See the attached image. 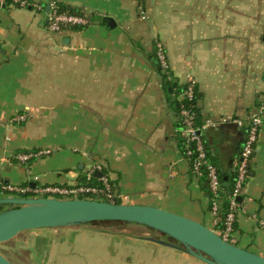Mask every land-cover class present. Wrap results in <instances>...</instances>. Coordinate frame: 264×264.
Returning a JSON list of instances; mask_svg holds the SVG:
<instances>
[{"label":"crops","instance_id":"0c3cea01","mask_svg":"<svg viewBox=\"0 0 264 264\" xmlns=\"http://www.w3.org/2000/svg\"><path fill=\"white\" fill-rule=\"evenodd\" d=\"M32 1L38 9L0 5V198L6 184L70 186L93 169L94 181L108 178L122 203L211 227L208 196L180 149L179 89L191 75L200 123L243 118L264 100V0ZM52 2L92 19L53 33L45 10ZM155 37L170 80L156 68ZM19 115L26 119L15 121ZM244 138L232 124L202 132L221 175L232 173ZM50 148L29 162L17 159ZM250 165L236 245L264 257V123ZM84 226L91 225L68 227ZM139 239L147 246L134 251L143 261L158 248L173 255L162 264H206Z\"/></svg>","mask_w":264,"mask_h":264},{"label":"built area","instance_id":"2783aa9c","mask_svg":"<svg viewBox=\"0 0 264 264\" xmlns=\"http://www.w3.org/2000/svg\"><path fill=\"white\" fill-rule=\"evenodd\" d=\"M10 4L17 8H39L32 0H0V5ZM48 29L53 33H60L71 26H86L90 23L87 16L78 14H69L61 12L56 3L49 4ZM141 19H146L145 13H140ZM154 58L159 69L165 74L167 79H171L169 63L166 56L163 42L154 38ZM185 87L179 95V118L181 122L180 140L183 148V157L187 160L192 174L198 179L204 177L208 189L211 193V206L209 211L212 215V225L214 227L220 223V193L221 176L220 172L210 157L209 152L202 139V132L208 128H216L222 124H232L244 129L245 138L238 157L234 160L232 172L234 179L232 189L228 197L227 209L223 215V221L220 229L215 231L221 238L231 244L237 243L235 235V224L238 214L241 213L247 202L244 196V189L250 173V164L255 153L258 142V135L261 126L264 123V100H262L252 111H249L243 118L236 116H224L220 119L206 120L198 122V114L194 110V104L197 87L195 80L191 75H187ZM26 116L19 115L14 118L15 121L22 122ZM49 149L31 150L27 153L17 154V159L21 162H27L34 158H39L50 154ZM93 169H90L84 175L83 181H78L70 186L64 185H41L31 186L6 184L2 189L10 196L20 197H49L58 199L69 198H87L111 203L121 202V195L111 186L108 178L100 177L94 181ZM37 177L33 181L36 182Z\"/></svg>","mask_w":264,"mask_h":264},{"label":"water","instance_id":"95a60500","mask_svg":"<svg viewBox=\"0 0 264 264\" xmlns=\"http://www.w3.org/2000/svg\"><path fill=\"white\" fill-rule=\"evenodd\" d=\"M45 10L49 12V4H46ZM103 21L109 28L116 25L110 16H104ZM0 206L3 207L0 210V245L28 230L123 222L164 234L176 243L153 237L146 239L181 250L206 264H264L263 256L223 240L201 222L155 206L87 198L10 195L0 198ZM0 264L14 263L0 252Z\"/></svg>","mask_w":264,"mask_h":264},{"label":"rangeland","instance_id":"374dc122","mask_svg":"<svg viewBox=\"0 0 264 264\" xmlns=\"http://www.w3.org/2000/svg\"><path fill=\"white\" fill-rule=\"evenodd\" d=\"M156 235L132 224L37 229L1 244L0 252L14 264H162L173 255L157 248L143 261L134 251L147 246L139 238ZM149 257H155V261Z\"/></svg>","mask_w":264,"mask_h":264},{"label":"trees","instance_id":"16d2710c","mask_svg":"<svg viewBox=\"0 0 264 264\" xmlns=\"http://www.w3.org/2000/svg\"><path fill=\"white\" fill-rule=\"evenodd\" d=\"M10 4H6V6H9ZM56 5H57V7H58V9L61 11V12H66V13H69V14H79V15H81L82 13H79V12H77V10L76 9H74V8H68V7H63V6H61L59 3H56ZM88 17V19L91 21V19H92V16H87ZM94 17V16H93ZM75 27H80V26H71V27H69V28H75ZM155 62V65H156V68L157 69H159V67H158V64H157V62L156 61H154ZM160 70V69H159ZM161 71V70H160ZM184 87H185V85H183L180 89H179V93H181L182 92V90L184 89ZM198 97H199V95H198V92H196V94H195V99H194V101L192 102L193 104H194V110L197 112V114H198V107H197V101H198ZM178 113H179V108H178ZM180 120V119H179ZM199 122V121H198ZM200 123V122H199ZM180 128H181V122H180ZM180 149H181V153H182V155H184V153H183V148H182V144H181V140H180ZM33 150H35V151H37L38 149H33ZM29 151H31V150H26V151H21V153L22 152H24V153H27V152H29ZM30 161V160H29ZM28 161V162H29ZM220 176H221V185H222V187H221V193H220V200H221V203H220V209H219V219H220V223L217 225V226H215L214 227V230L215 231H217L218 232V230L220 229V227H221V223H222V221H223V215H224V213H225V211H226V209H227V203H228V197H229V194H230V192H231V189H232V184H233V179H234V173L232 172V173H230V174H226V175H221L220 174ZM83 178L84 177H81L80 179H79V181H83ZM198 180L201 182V184H202V188H203V190H204V192H205V194L208 196V199H209V208H210V206H211V199H212V196H211V193H210V191H209V189H208V186H207V182L205 181V178L204 177H200V178H198ZM118 203V202H117ZM94 224H97V225H112V224H122V225H125L126 223H123V222H97V223H94ZM149 230H151V229H149ZM151 231H153V232H155L157 235L156 236H154L153 238H155V239H160V240H162V241H164V242H168V243H176L174 240H172V239H170V238H168L167 236H165L164 234H161V233H159V232H156V231H154V230H151Z\"/></svg>","mask_w":264,"mask_h":264},{"label":"flooded vegetation","instance_id":"af4514ba","mask_svg":"<svg viewBox=\"0 0 264 264\" xmlns=\"http://www.w3.org/2000/svg\"><path fill=\"white\" fill-rule=\"evenodd\" d=\"M2 208H3V207L1 206V207H0V210H1Z\"/></svg>","mask_w":264,"mask_h":264}]
</instances>
